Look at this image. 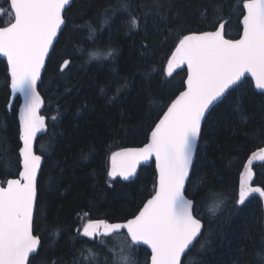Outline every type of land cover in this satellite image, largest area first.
<instances>
[{"label":"trees","instance_id":"16d2710c","mask_svg":"<svg viewBox=\"0 0 264 264\" xmlns=\"http://www.w3.org/2000/svg\"><path fill=\"white\" fill-rule=\"evenodd\" d=\"M231 2L160 0L157 9L151 0L71 1L38 85L47 131L36 142L43 164L37 180L34 234L41 243L31 264H93L94 260L104 264L105 257L112 264L109 248L119 253L121 247L126 253L131 249L137 264H148L149 252L131 246L126 234L107 238L105 247L78 236L77 229L89 218L127 221L151 196L156 181L153 163L140 167L133 181L123 182L108 177L110 158L120 149L144 145L167 105L184 89L185 69L166 75L167 60L182 35L213 30L227 20L225 37H239L241 17L230 9ZM123 3L139 16V28L129 30ZM220 4L222 12L216 10ZM149 9L151 15L145 17ZM105 10L111 17L107 24ZM12 21L8 5L0 0V27ZM89 24L95 30L92 39ZM109 49L113 55L105 59ZM92 52L99 58L90 59ZM65 59L70 64L61 72ZM125 80L127 87L116 95ZM9 97L7 66L0 60L2 184L19 174V99L7 110ZM202 127L186 195L195 194L203 231L184 264H264L261 201L251 197L244 205H235L243 165L264 144V93L244 79L216 104ZM253 170L254 185L264 189V164ZM219 200L223 204L213 215L210 209ZM86 246L100 254L91 256Z\"/></svg>","mask_w":264,"mask_h":264},{"label":"snow or ice","instance_id":"6c2138e0","mask_svg":"<svg viewBox=\"0 0 264 264\" xmlns=\"http://www.w3.org/2000/svg\"><path fill=\"white\" fill-rule=\"evenodd\" d=\"M151 2L152 7H161L160 0ZM5 3L14 22L10 27L0 28V57L6 58L12 92L23 97L24 103L20 111L19 178L8 179L6 187L0 184V264H31L30 254L37 253L41 243L34 234L41 156L33 152L32 145L37 132L44 127V119L37 114L41 104L37 82L41 79L45 58L66 23L63 13L70 0H5ZM223 7V4L217 5L216 10L222 12ZM229 7L238 11L241 17L239 38H225L227 20L219 22L213 30L182 35L167 60L166 75L171 77L176 69L186 66L185 90L167 105V111L151 129L150 139L144 147L125 149L111 156L108 177L119 176L123 180L135 174L138 164L154 157L157 179L150 198L125 223L87 219L82 230L77 229L78 236L107 247V238L113 234L124 235L126 230L131 246L146 245L150 249V264H184L182 258L202 235L195 194L188 198L185 186L202 126L216 102L240 84L246 75L251 77L256 89L264 93V0H232ZM122 9L128 12L126 24L129 30L139 28L140 18L131 11V5L123 3ZM149 15L151 9L144 13L145 17ZM109 19L105 10L104 24ZM88 27L89 39H92L95 30L90 24ZM113 52L109 49L104 58L112 56ZM98 58L97 52L90 53V59ZM69 64L70 60L65 59L60 65L61 71ZM126 87L125 80L116 95ZM101 92H104L103 88ZM116 95L109 97V102ZM236 108L239 110V103ZM254 160L264 162V148L253 152L244 165L239 196L235 200L237 206L244 205L253 194L264 199V189L249 185ZM222 204L223 200H219L213 205L210 209L213 215ZM86 250L93 257L100 254L87 246ZM199 250H204V244ZM109 251L113 252L112 264H117V258L119 264H129V261L137 264L130 254L131 249L128 253L124 247L119 253L113 248ZM104 264H108L107 257Z\"/></svg>","mask_w":264,"mask_h":264},{"label":"water","instance_id":"95a60500","mask_svg":"<svg viewBox=\"0 0 264 264\" xmlns=\"http://www.w3.org/2000/svg\"><path fill=\"white\" fill-rule=\"evenodd\" d=\"M71 1H72V0H70V4H69L68 6H66V10H67V9L69 8V6L71 5ZM63 15H64V13H63ZM13 17H14V16H13ZM13 22H14V19H13V21H12L10 24H8L7 26H4V27H10L11 24H12ZM64 26H65V25H63L62 28H61V30L58 32L57 39H58V37H59V35H60V33H61V31H62V29H63ZM4 27H0V28H4ZM241 34H242V26H241V32H240V35H241ZM240 35H239V36H240ZM225 38H226V37H225ZM238 38H239V37H237L236 39H238ZM57 39L54 41V45H55ZM227 39H228V38H227ZM54 45L52 46V48H50V50H49V54H48V56L45 58V66H44V67L42 68V70H41V78H42V75H43V73H44V71H45V67H46V64H47L48 57H49V55H50V53H51V51H52ZM0 60H3V61L6 63V66H7L6 58H4V57H0ZM182 69H185V70H186V78H185V81H186V79H187V67H186V66H182L181 68L176 69V70L174 71V73L177 72V71H180V70H182ZM60 71H61V69H60ZM61 72H62V71H61ZM7 76H8V78H9V89H10V97H9V102H8L7 110H10L11 107H12V105H13V103H14V101H15L16 99H19V106H18V108H17V120H18V125L20 126V111H21V108H22V106H23L24 99H23V97H21L18 93H15V94H14V93L12 92V90H11V79H10V75H9V71H8V66H7ZM244 79H249V80L252 82V84H253V86H254V89H255L258 93H261L260 90L256 89L255 84H254V82L251 80V77H250V76L246 75V76L243 78V80H244ZM40 81H41V79L37 82L38 85H39ZM238 85H239V84H238ZM185 87H186V85L184 84V89H183L182 91L185 90ZM234 87H236V86H234ZM230 90H231V89H230ZM230 90H229V91H230ZM37 92H38V94H39V96H40V98H41V104H40L39 111H38L37 114H38L40 117H42V118L44 119V127L41 128V129L37 132L36 137H35V139L33 140V145H32V147H33V152H34L35 154L39 155L38 153H36V142H37L38 138H40L42 135H44V134L46 133V131H47V118L42 114V111H43V109H44V100H43L42 96L40 95V93H39V91H38V88H37ZM179 94H180V93H179ZM179 94H178V95H179ZM178 95H177V96H178ZM223 98H224V97H222L221 100H222ZM174 99H175V98H174ZM221 100H220V101H221ZM220 101H217L216 104L219 103ZM165 111H167V108H166ZM165 111H164V112H165ZM162 116H163V114L161 115V117H162ZM161 117H160V118H161ZM158 122H159V119H158V121H157L156 123H158ZM154 127H155V125H154ZM154 127H153V128H154ZM150 136H151V131H150V133H149V136H148V140H147V142H146L144 145H142V146H138V147H127V148L120 149V150H118V151H116V152H121V151H123V150H125V149H129V148H142V147H144V146L148 143V141H149V139H150ZM199 140H200V139H199ZM20 144H21V147H22V142H21V141H20ZM198 145H199V141H198V144H197L196 151H195V153H194V155H193V163H192V165L190 166V169H189V177H188V179H187L186 182H185V186L187 185V182H188V180H189V178H190V175H191V171H192L193 164H194V161H195V156H196V152H197V149H198ZM260 148H264V144H263V146L260 147ZM260 148L254 150L253 152L258 151ZM253 152H252V153H253ZM114 153H115V152H114ZM252 153L247 157V159H246L244 165L247 163V161H248L249 157L252 155ZM151 163L154 164L155 171H156L155 160H154V157H153V158L149 159L148 161L141 162L140 164H138L137 167H136L135 174H134L132 177H130L128 180H123V179H122L121 177H119V176L116 177V179H119V180H121V181H123V182H131V181H133V180L135 179V177H136V175H137L138 170H139L140 167L148 166V165L151 164ZM42 164H43V158L41 157V167H42ZM261 164H264V162H262V161H257V160H254V161H253V164H252V166H251V168H252V178H251V180L249 181V185H250L251 187H260V186L254 185V181H255V173H254L253 167L256 166V165H261ZM244 165H243V168H242L241 173H240V175H239V181H238V193H239V190H240L241 174L245 171ZM111 166H112V162H111V158H110V169H111ZM41 167H40V169L38 170V173H37V180H38V177H39V174H40V171H41ZM18 178H19V174H18V177H17V178H14V179H18ZM156 179H157V174H156ZM0 184H2V183L0 182ZM3 186H5V187L7 186V181L5 182V184H4ZM251 197H257V198L261 201V204H262V210H263V225H264V199L260 198L258 194H253V195L249 196L248 199L251 198ZM149 198H150V197H149ZM149 198H148V199H149ZM248 199H247V200H248ZM247 200H246V201H247ZM146 201H147V200H146ZM146 201H145V202H146ZM145 202H144V203H145ZM144 203H143V204H144ZM35 205H36V203H35ZM35 205H34V209H35ZM142 207H143V205L141 206V208H142ZM137 213H138V212H137ZM130 219H131V218H130ZM125 222H126V221H124V222H116V223H125ZM201 223H202V222H201ZM202 231H203V223H202ZM124 232L126 233V230H124ZM113 235H114V234H113ZM199 238H200V237H199ZM199 238H198V239H199ZM87 239H88V238H87ZM196 242H197V241H195L194 244H195ZM39 247H40V245L38 246V250H39ZM138 247H144V248L149 252V262H148V264H150V255H151L150 249H148L146 245H139ZM36 254H37V253H35V254H30V258L33 257V256H35ZM183 258H184V257H183ZM183 258H182V259H183Z\"/></svg>","mask_w":264,"mask_h":264},{"label":"rangeland","instance_id":"374dc122","mask_svg":"<svg viewBox=\"0 0 264 264\" xmlns=\"http://www.w3.org/2000/svg\"><path fill=\"white\" fill-rule=\"evenodd\" d=\"M83 228V227H82ZM82 230V229H81Z\"/></svg>","mask_w":264,"mask_h":264}]
</instances>
